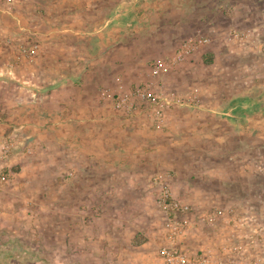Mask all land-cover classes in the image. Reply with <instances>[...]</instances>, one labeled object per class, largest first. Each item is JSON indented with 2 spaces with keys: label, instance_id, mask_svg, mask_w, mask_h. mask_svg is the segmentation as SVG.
<instances>
[{
  "label": "rangeland",
  "instance_id": "rangeland-1",
  "mask_svg": "<svg viewBox=\"0 0 264 264\" xmlns=\"http://www.w3.org/2000/svg\"><path fill=\"white\" fill-rule=\"evenodd\" d=\"M182 1L184 10L159 17L150 14L153 0H0V134L23 126L19 132L32 146L30 156L10 164L14 176L0 191V264H155L165 243L166 224L156 206L164 188L191 207L198 231L183 240L188 249L226 244L225 226L199 222L216 208L250 211L264 223V0ZM42 15L58 18L60 27L42 24ZM68 21L76 27L62 25ZM107 21L109 32L103 29ZM144 25L154 28L137 38L128 55L141 54L143 63L137 77L123 78V66L117 67L123 62V27L142 35ZM71 30L81 37L72 38ZM57 31L60 47L47 50L42 37ZM233 31L250 32L254 42H235ZM200 36L208 42L170 66L177 48ZM30 46L36 50L27 58ZM87 51L107 52L101 67L111 73L97 85L109 106L118 94L152 80L155 62L168 69L157 80L161 90L196 98V107L170 110L161 129L149 127L128 142L142 154L133 156L131 173L123 172L122 131L110 132L106 172L104 147L95 142L89 174L84 148L81 161L72 141L60 151L55 133L39 138V117L49 112L39 92L51 75L38 72L59 63L56 52L87 58ZM43 52L53 54L45 64L39 59ZM12 65L18 81L4 74ZM231 116L238 119L236 128L226 120Z\"/></svg>",
  "mask_w": 264,
  "mask_h": 264
},
{
  "label": "built area",
  "instance_id": "built-area-1",
  "mask_svg": "<svg viewBox=\"0 0 264 264\" xmlns=\"http://www.w3.org/2000/svg\"><path fill=\"white\" fill-rule=\"evenodd\" d=\"M230 35L240 44L254 42L251 40L250 32L233 31ZM207 42L208 39L203 36L183 42L170 57V66L184 63ZM35 50L36 46H30L27 51L24 50L25 56L31 58ZM166 70L168 69L159 62L152 64V80L118 94L111 103V109L127 119L147 115L152 127L159 130L163 127L165 114L170 110L196 107L197 101L194 96H183L160 89L157 80ZM4 74L11 80L18 81L11 70H6ZM34 97L35 94L32 98ZM21 129L23 126H9L6 133L0 134V191L14 176L10 165L12 161L19 155L32 154L30 137L22 136L23 134L19 132ZM156 206L166 224L165 243L158 250L161 264H264V223L250 211L216 208L200 217V224L205 223L212 227L220 223L225 226L227 242L195 250L182 245L186 237L198 231L190 218L191 207L173 197L166 188L160 191Z\"/></svg>",
  "mask_w": 264,
  "mask_h": 264
},
{
  "label": "crops",
  "instance_id": "crops-1",
  "mask_svg": "<svg viewBox=\"0 0 264 264\" xmlns=\"http://www.w3.org/2000/svg\"><path fill=\"white\" fill-rule=\"evenodd\" d=\"M173 2L174 0H153L154 10L152 9L153 11H151L150 14H155L159 15V17H163L166 12H180L181 10H184L182 9L184 6L182 0H177V2L175 1L176 3ZM88 8L90 9V7ZM171 8H173V10H171ZM47 17V15H42V20H45L41 22L42 24H45L47 26H57V24L59 23L58 18L53 19L52 17ZM16 23H18L17 20ZM108 23H110V21H107L105 23V27L103 29L106 28ZM62 25L70 28L76 27L73 21H68L66 24ZM154 25H152V27L144 25L145 27L143 29L145 30H143L142 35L141 33L139 34V31L137 32L135 28L126 30L125 27H123V62H119L117 65V67L123 66V78L137 77L135 76V74L138 73L137 71L138 69H140L143 63V58L140 56L141 54H137L132 57H128V55L130 54V50L133 51V49H131L134 48L133 43H139V40L137 38H145V35L143 34H146L148 29L154 28ZM159 25H161V23H159ZM155 26L159 27L158 25ZM139 29L142 30L140 27ZM107 31L108 30L106 28V32ZM112 31H115V29ZM131 31L134 32L131 34ZM61 32L64 33L66 31ZM70 33L72 38H75L74 36L81 37L79 33L74 32L73 30H71ZM59 34L61 35L62 33H59L57 31L56 33L50 32L44 34V37H42V43H44L43 45H45V48L47 50L51 49V47L53 46L60 47L61 42H59ZM105 34L108 36L107 38L109 41L114 42L116 40V38H111V33ZM117 44L119 45L121 44V42ZM88 51L87 58H81L78 55L72 54L71 56L62 58L61 53L56 52L57 57L55 56L54 58L56 61L58 60L59 63H57V65L55 63L54 68H51L50 70L48 69V67H45V69L41 68L38 72L40 75L43 74V76H48L47 74L51 75L50 80L46 81L44 87L40 88L39 92V94L41 95L39 96V101L41 105L44 106L43 109L45 108L47 111H49L47 113L45 112L43 117H39V121L41 122L39 138H50L52 135L51 132L55 133L56 143L58 144L57 147L60 151H67L65 148L67 144L65 143L72 141L73 145L71 148L77 149V151L74 152H76L78 158L81 157L82 161L84 158L82 154L85 153L84 156L87 158L88 162L93 158L92 150L93 146H95V142L97 143L96 146H98V142L101 143L104 147V155L102 156L106 160L105 163L101 162L103 163L102 169L103 172H106L105 167H109V164H107V160L110 156V153H106V149L107 144L111 141L110 138L112 137L110 132L116 133L115 135H118V133L120 134V131H122L123 139L125 140V145H123V172L131 173L132 170H134V167H136V165L131 164L132 158H134L135 156L141 157L142 154L139 151L136 152L131 148H128L130 145L127 146V144L129 141H131L132 138H137L145 130H148L147 128L150 127L151 129H153L152 124L143 117L128 119L119 117L117 116L119 113L113 111L111 109V106H109V103H105L100 99L99 93L101 89L98 88L97 81L102 80L106 82V77H108L111 73V70L109 71L106 67H101L107 58V52H101L98 55L92 56ZM43 53L40 55L39 59L40 61H44L45 64L51 60L53 54L51 55L50 52ZM64 60L66 61L65 67L67 69L62 66V61ZM121 60L119 58V61ZM85 62H87V64H85ZM13 66L14 65H12L7 70H11L14 74L15 72L13 70ZM120 73L122 74L121 71ZM30 75L34 76V73L31 71ZM73 78H78L80 85L75 83L73 81ZM22 84L28 85L27 82H24ZM126 89L127 86L126 82L124 81L123 91H125ZM28 91L27 92L30 93V99H33L32 89H29ZM31 102L33 101L31 100ZM50 108H55L56 112H50ZM231 117L232 118L227 117L226 120L231 127L236 128L238 119L236 120L234 116ZM118 123L121 124V128L118 127ZM143 138L144 136L139 139L143 141ZM125 146H127V148H124ZM83 148L85 152H83ZM94 164L95 163L93 161H90V166L87 168V171L85 173H91ZM140 164L142 167L144 166V163ZM136 172H139V170H136ZM87 179L91 180V177L88 176ZM190 237H194V235H190ZM188 240L189 238L187 239V241ZM221 241L222 238L218 240V243H220ZM183 244L185 245V241L183 242ZM154 260L155 264H161L160 258L157 254H155Z\"/></svg>",
  "mask_w": 264,
  "mask_h": 264
},
{
  "label": "trees",
  "instance_id": "trees-1",
  "mask_svg": "<svg viewBox=\"0 0 264 264\" xmlns=\"http://www.w3.org/2000/svg\"><path fill=\"white\" fill-rule=\"evenodd\" d=\"M131 25H128V28L130 27Z\"/></svg>",
  "mask_w": 264,
  "mask_h": 264
}]
</instances>
